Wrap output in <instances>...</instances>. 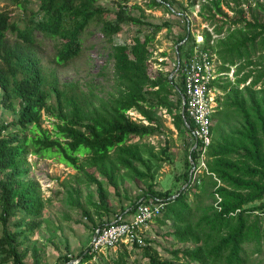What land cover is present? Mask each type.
I'll return each instance as SVG.
<instances>
[{
    "label": "trees",
    "instance_id": "16d2710c",
    "mask_svg": "<svg viewBox=\"0 0 264 264\" xmlns=\"http://www.w3.org/2000/svg\"><path fill=\"white\" fill-rule=\"evenodd\" d=\"M12 1L25 12L24 26L11 11L0 12V115L3 108L16 115L9 121L0 119V264H43L39 249L30 250L26 245L41 228L48 203L40 181L30 175V155L57 157L82 175L85 185L95 187L96 197L91 193L89 202L99 221L78 200L72 201L95 229L118 216L125 218L150 198L162 200L164 206L154 220L164 237L182 246L170 250V258L161 259L151 241L135 242L134 249L142 252L148 264H246V245L255 244L260 250L264 240V0H187V7L179 0H148L146 8L136 3L129 5L131 0H119L115 9L104 7L100 0H38L39 8L32 10L30 16L27 10L31 8L26 3L31 0ZM197 5V14L213 29L206 27L203 41L196 43L186 26L185 33L178 35L176 50L179 54L192 40L193 45L187 47L184 56L196 45L217 55L220 73L237 67L234 83L224 79V74L213 81L212 86L222 90L226 99L217 97L212 133L215 121L232 114L241 117V125L228 134L214 136L208 147L207 170L202 178L213 188L209 194L215 199L218 194L221 200L211 206L212 213L205 211L193 221L189 193L198 186L197 181L193 183V171L200 163L199 143L196 146L193 141L187 151V187L171 195L154 188V159L162 157L150 150L149 156L145 155L139 140L161 131L163 110L172 117L176 128L190 132L194 126L183 112V78L179 76L177 83L175 75L151 74L153 41L172 23L149 21L146 10L163 8L170 14L180 13L189 24L186 11ZM109 14L113 16L108 18ZM95 21L112 44L114 64V91L98 102L78 83H61L57 75L47 73L37 50L38 34L54 39L55 60L65 64L80 55L84 33ZM126 24L148 25L150 31L144 36L140 31L127 41L116 43L114 35ZM9 32L17 38L14 43L8 39ZM130 110L142 118L133 119ZM220 110H226L225 117L220 116ZM44 112L54 119L52 129L42 126ZM117 170L143 181L146 189L132 201L131 209L121 207L111 219L110 193L101 177L120 196ZM121 246L124 247L111 259L91 252L90 246L73 257L66 246L68 252L54 264H73L74 258L79 259L75 264H94V256L99 257L96 264H129L132 253L127 245ZM29 252L31 262L26 260Z\"/></svg>",
    "mask_w": 264,
    "mask_h": 264
},
{
    "label": "rangeland",
    "instance_id": "374dc122",
    "mask_svg": "<svg viewBox=\"0 0 264 264\" xmlns=\"http://www.w3.org/2000/svg\"><path fill=\"white\" fill-rule=\"evenodd\" d=\"M119 0H100V3L106 7L115 9ZM148 0H131L129 5L140 4L146 8ZM187 7V0H179ZM26 6L31 10H27L29 16L32 10L39 8L38 0H31L26 3ZM177 7H181L177 4ZM138 13V10L130 9ZM199 6L186 11L189 19V24L185 22V16L180 13L170 14L165 12L163 8L147 9V19L149 21L160 23L168 20L172 23V27L162 29L153 41L154 53L150 66L152 75L163 72L165 75L173 74L176 70V64L179 54L185 53L188 46L193 45V41H187L183 51L179 54L176 50L178 35L185 33V27L189 26V31L195 37L196 43H201L202 33L206 27H210L198 14ZM11 11L14 14V19L19 21L21 26H24L23 14L24 10L12 0H0V12ZM109 17L112 14L106 15ZM100 23L95 21L84 33L83 49L79 56L73 60L59 64L55 60L56 44L54 39L46 38L38 34L39 40L37 50L42 60V64L50 75H57L61 83L75 82L82 89L89 93V97L94 101H99L100 98L110 97L114 91L113 81V60L111 58L112 44L104 37ZM141 31V32H140ZM150 31L148 25H124L123 30L114 35L116 43L127 41L132 35L140 32L141 36ZM8 39L14 43L17 38L15 34L9 32ZM196 47V45L194 46ZM166 53V54H164ZM166 55V56H165ZM260 61L262 59L257 58ZM264 63V62H263ZM219 66V65H218ZM223 75V74H222ZM225 78L229 82L234 83L238 77L237 67H231L230 71L224 73ZM240 76V75H239ZM175 81L180 82V78L175 76ZM248 84V83H247ZM244 85H241L242 89ZM257 89V88H256ZM217 95H221L222 101H225L226 94L222 90H217ZM129 115L133 119H141L142 116L134 110H130ZM221 117L226 116V110H220ZM16 115L10 109L3 108L0 119L9 121L15 118ZM161 131L148 137H144L136 141H140L141 146L145 149V155L148 151L158 153L162 159H154L157 161L154 165L156 170V184L154 188L158 191H168L171 195H176L178 190L186 188L184 173L188 166L186 164L187 151L190 149L193 139L189 131L182 128H176L172 117L165 111H162L161 116ZM53 118H50L44 112L42 126L48 129L53 127ZM146 122V121H145ZM213 138L219 133H230L237 130L241 125V117L237 114H232L229 117L222 118V121H215ZM163 151H166L165 154ZM207 161V160H206ZM30 175L37 178L42 186L44 196L48 199L47 206L42 214L43 224L35 234L31 235L27 242V247L32 250L37 247L42 253L43 264H54L59 260L60 255L66 254L69 247L73 257L85 250L93 239L95 234L94 224L86 217L82 209L74 206L72 201L78 200L86 208L90 209L94 215V219L99 221L100 217L94 214L95 209L90 206L89 195L92 193L96 197L95 187L85 185V179L72 167L60 162L57 157H38L35 155L29 156ZM194 170V168L192 169ZM204 168H198L193 171V183L197 181L198 186L194 193H189V198L194 207L193 221H197L205 211L212 213L211 206H216L215 197L209 194L213 190L208 180H203L202 176ZM117 177L121 186L122 195L117 196L114 188L108 185L107 180L101 177L104 184L110 193V205L112 207L111 219L121 211V207L131 209L133 200L144 193L146 184L143 181L135 179L131 174L124 170H117ZM197 196V197H196ZM2 224H0V235L2 233ZM145 239L151 241V245L156 250L161 259L171 257L170 250L182 246L181 244L168 240L164 237L163 231L156 220H153L145 231ZM120 246L119 248H123ZM119 248L109 249L104 255L105 259H111ZM247 262L246 264H264V240L257 250L255 244L246 245ZM127 249L132 253L129 257V264H148L147 258L142 256L140 250L134 249L133 244L127 245ZM133 251V252H132ZM100 256V255H99ZM31 262V252L27 259ZM79 259L74 258L71 263L75 264ZM99 257L93 258L91 263L96 264Z\"/></svg>",
    "mask_w": 264,
    "mask_h": 264
},
{
    "label": "built area",
    "instance_id": "2783aa9c",
    "mask_svg": "<svg viewBox=\"0 0 264 264\" xmlns=\"http://www.w3.org/2000/svg\"><path fill=\"white\" fill-rule=\"evenodd\" d=\"M219 64L214 52L196 46L182 59L178 57L175 73L171 75L183 78L185 88L183 112H186L194 124L189 132L193 141L197 142L196 146L199 143L200 163L196 169L207 170V150L213 140L212 116L218 107L217 89L212 84L224 74L219 72ZM216 199L221 200L218 194ZM163 206L162 200L153 197L147 202L140 203L129 217L118 216L111 223L96 228L90 243L91 252L98 255L106 253L109 249L119 248L123 244L135 242L144 244L146 228L161 213Z\"/></svg>",
    "mask_w": 264,
    "mask_h": 264
},
{
    "label": "crops",
    "instance_id": "0c3cea01",
    "mask_svg": "<svg viewBox=\"0 0 264 264\" xmlns=\"http://www.w3.org/2000/svg\"><path fill=\"white\" fill-rule=\"evenodd\" d=\"M130 216V214L129 215H126V217H129Z\"/></svg>",
    "mask_w": 264,
    "mask_h": 264
}]
</instances>
